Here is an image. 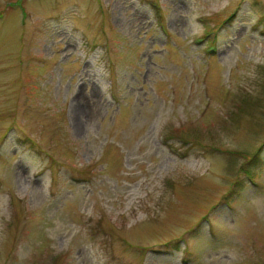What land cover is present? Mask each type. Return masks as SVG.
I'll use <instances>...</instances> for the list:
<instances>
[{
  "label": "rangeland",
  "instance_id": "374dc122",
  "mask_svg": "<svg viewBox=\"0 0 264 264\" xmlns=\"http://www.w3.org/2000/svg\"><path fill=\"white\" fill-rule=\"evenodd\" d=\"M54 261L264 264V0H0V264Z\"/></svg>",
  "mask_w": 264,
  "mask_h": 264
},
{
  "label": "trees",
  "instance_id": "16d2710c",
  "mask_svg": "<svg viewBox=\"0 0 264 264\" xmlns=\"http://www.w3.org/2000/svg\"><path fill=\"white\" fill-rule=\"evenodd\" d=\"M170 137H172V136L170 135ZM245 172L248 174V173H250V170L247 169V170H245ZM249 178H250V177H249ZM238 194H239V191H238ZM55 262H56V261H54L53 264H55Z\"/></svg>",
  "mask_w": 264,
  "mask_h": 264
}]
</instances>
